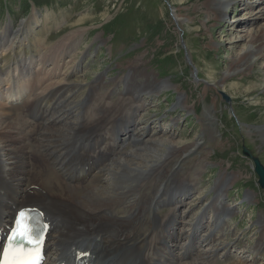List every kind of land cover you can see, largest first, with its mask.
<instances>
[{
  "label": "rangeland",
  "instance_id": "obj_1",
  "mask_svg": "<svg viewBox=\"0 0 264 264\" xmlns=\"http://www.w3.org/2000/svg\"><path fill=\"white\" fill-rule=\"evenodd\" d=\"M263 3L264 0H233L220 12L211 7V0H0V33L5 28L18 31L33 13L39 20H44L45 15L50 27L42 47L50 49L48 61L33 58L30 75L18 81L22 83V101L2 97L0 108L22 107L58 88H64L67 96L60 110L66 108L88 118H94L95 104L108 110L124 98L133 106L144 101L135 114L127 113L129 106L124 102L125 107L118 113L130 116L138 131L126 140L130 144L126 150L143 147L147 137L166 131L176 135L174 141H183L187 147L201 143L202 149L188 157L180 151L167 160L170 163L165 172L176 173L170 177L171 195L182 192L174 199H185L174 210L177 218L168 230L182 231L181 236H185L182 240L181 236L166 240L165 247L183 244V240H188L187 234L192 235L198 227L201 230L193 235V241L211 235L219 246L212 254L215 264L241 260L249 263L264 234V193L252 161L242 155V147L258 157L264 167V50L251 70L231 76L224 82V89L217 83L230 63L241 56L246 45L244 37L264 32V12H260ZM77 31H83V35L76 41L73 38L74 44L68 39L71 43L67 46L64 42L60 47L65 36ZM70 44L72 47L68 48ZM14 71L10 68L4 78L14 77ZM148 75L170 81L173 88L159 96L139 92L133 97L136 84L148 83ZM12 86L9 91L18 89L17 85ZM179 94L185 102L177 107ZM32 104L25 106L30 108ZM211 117L216 121L213 126ZM21 118H13L14 136L18 126L23 132L30 128L22 125L34 122L25 116L29 123L24 124ZM126 150L122 147V153ZM152 179H158L153 191H162L163 184L158 185L161 179ZM185 186L190 190L186 191ZM219 191L223 192V204L229 211L214 212V207L209 211ZM172 209L169 204L158 206L161 217L156 218L166 219ZM220 215H225L220 219L224 223L222 230L214 224ZM139 230L149 231L146 227ZM151 241L154 240L148 238L141 246L147 249ZM207 244L201 249H209ZM186 248L181 249L182 254ZM150 249L147 252H153ZM188 249L195 252L198 246L194 243ZM260 262L264 264V252Z\"/></svg>",
  "mask_w": 264,
  "mask_h": 264
},
{
  "label": "bare ground",
  "instance_id": "obj_2",
  "mask_svg": "<svg viewBox=\"0 0 264 264\" xmlns=\"http://www.w3.org/2000/svg\"><path fill=\"white\" fill-rule=\"evenodd\" d=\"M232 2L233 0H211V7L214 10L217 7L222 12L223 6L229 7ZM262 11L264 12V6L261 7L260 12ZM43 18L44 20H39L37 14L33 13L18 31L11 32L9 28H5L0 33V96L3 98L22 95V83L18 81H23L25 76L30 75L32 69L29 66L33 58H41L38 62L48 61L50 49L42 47L50 27L47 17L44 15ZM83 20L84 18L81 19ZM82 35L83 31L68 34L61 41L60 47L63 48L64 42L68 46ZM66 39L73 40H68L67 43ZM244 40L246 45L239 54L241 56L230 63L226 74L217 83L219 88L224 89V82L231 76L251 70L258 63V58L263 56L264 32L250 33ZM71 47L72 44L68 48ZM10 68L11 72L12 69L18 72V78L15 71V78H4ZM148 76V83L136 84L133 97L139 92H144L149 97L159 96L165 90L173 88L168 80H155L150 78L151 75ZM23 77L25 78L22 79ZM12 85H19L18 89L9 91V88L14 87ZM63 90L64 88H58L34 102L32 100L30 108L25 106L30 105L27 103L22 107L0 108V112L3 111L0 114V226L7 224V217L14 208L40 207L51 227L47 255H53L54 258L48 259L46 264L70 261L77 252L86 253L94 264H215L212 254L219 250V246L214 243L211 235L193 241V235L201 230L198 227H195L192 235L187 234L188 240H183V244H179L177 239L178 244L169 249L168 256H163L165 248V252H161L166 240L172 238L174 241L182 235V231L170 232L168 228L175 224L177 215L174 210L182 206L185 200L174 199L176 194L182 192L174 191L175 194L171 195L170 177L176 173L175 170L165 172L170 163L167 160L181 154L180 151L187 153V157L199 153L202 150L201 143L187 147L183 141H174L176 135L173 132L166 131L156 132V137H147L143 147L139 145L137 149L126 150L130 145L126 140L137 135L138 131L135 129V121H130V116L118 113L124 105H128L127 113L130 111L135 114L144 101L141 100V105L133 106L129 101L125 103L123 100L128 98H124L121 104H115L108 110L101 104H95L92 107L95 116L88 118L80 114L74 115L72 110L66 108L60 110V105L66 103L67 98ZM184 98L182 94L177 95V107L185 102ZM137 99L140 101V98ZM22 114L25 115L21 118ZM25 116H30L34 122L28 124ZM18 117L25 121L24 124H28L22 126L30 129L23 133L22 127L18 126L15 129L18 136H14L11 127ZM211 119L213 126L216 121L213 117ZM142 133H139L140 136ZM140 136L134 138L137 140ZM122 147L126 150L123 153ZM82 170L89 172L90 176L73 182L75 174ZM153 176L161 179L158 185L163 184L162 191H153V185L158 181L157 179L155 182ZM188 186H185L186 191L190 190ZM142 188L146 189L141 194L139 192ZM222 193H216L209 211L212 207L214 212L229 211L228 207H224ZM246 196L252 200V197ZM130 197L134 199H129ZM165 204L173 205V209L166 219L160 221L161 218H156L161 217L156 209ZM223 216L225 215L215 217L214 224L219 230L224 225L220 220ZM143 227L149 231L141 232L139 229ZM148 238L154 241L144 249L142 243ZM259 238L253 250L255 257L251 262L241 260L231 263L263 264L260 260L264 252V234ZM193 243L198 246L194 255L188 252V247ZM204 243H208L209 249H201ZM184 248L183 255L181 249ZM149 249L153 251L152 254L151 251L147 252Z\"/></svg>",
  "mask_w": 264,
  "mask_h": 264
},
{
  "label": "snow or ice",
  "instance_id": "obj_3",
  "mask_svg": "<svg viewBox=\"0 0 264 264\" xmlns=\"http://www.w3.org/2000/svg\"><path fill=\"white\" fill-rule=\"evenodd\" d=\"M46 227V226H45ZM40 236L42 232L33 226L31 216L28 212H20L15 221V229L11 240H26L33 245V249L25 252L23 248H18L13 253V259H6L4 264H38ZM9 255L8 250H5V257Z\"/></svg>",
  "mask_w": 264,
  "mask_h": 264
},
{
  "label": "water",
  "instance_id": "obj_4",
  "mask_svg": "<svg viewBox=\"0 0 264 264\" xmlns=\"http://www.w3.org/2000/svg\"><path fill=\"white\" fill-rule=\"evenodd\" d=\"M242 155L249 158L252 161V168L254 169L255 174L257 175V183L264 193V167L261 164L258 157L251 155L249 150L245 146L242 147Z\"/></svg>",
  "mask_w": 264,
  "mask_h": 264
}]
</instances>
